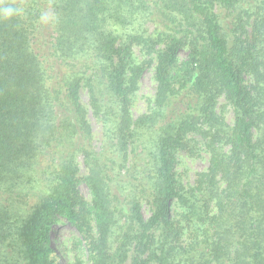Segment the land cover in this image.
<instances>
[{
  "label": "trees",
  "instance_id": "1",
  "mask_svg": "<svg viewBox=\"0 0 264 264\" xmlns=\"http://www.w3.org/2000/svg\"><path fill=\"white\" fill-rule=\"evenodd\" d=\"M62 223L89 264H264V0H0V264Z\"/></svg>",
  "mask_w": 264,
  "mask_h": 264
},
{
  "label": "rangeland",
  "instance_id": "2",
  "mask_svg": "<svg viewBox=\"0 0 264 264\" xmlns=\"http://www.w3.org/2000/svg\"><path fill=\"white\" fill-rule=\"evenodd\" d=\"M182 56L184 53L182 52ZM153 68H150L142 77L139 90L136 92L132 113L136 117L146 110L147 99L154 95L156 82L153 77ZM81 101L88 108L89 119L94 131V142L96 145L101 141V125L93 116L89 107L88 93L85 88L80 91ZM221 104L225 101L220 100ZM225 115L229 122L232 121V113L229 107L225 108ZM207 154L200 152L199 156H188L186 153H180L176 164L177 177L183 183H191L195 177V173L207 167ZM81 173H85L82 160H79ZM80 191L86 201H90L91 195L85 184L80 185ZM147 215V211L145 212ZM52 244L54 247V257L60 264H89L88 254L84 248L83 241L77 231L68 223H62L54 229L52 235ZM129 264V260L127 262Z\"/></svg>",
  "mask_w": 264,
  "mask_h": 264
},
{
  "label": "clouds",
  "instance_id": "3",
  "mask_svg": "<svg viewBox=\"0 0 264 264\" xmlns=\"http://www.w3.org/2000/svg\"><path fill=\"white\" fill-rule=\"evenodd\" d=\"M13 11H14V10L11 9V8L5 9L4 12H3V15H4L5 17L11 16V15L13 14Z\"/></svg>",
  "mask_w": 264,
  "mask_h": 264
}]
</instances>
